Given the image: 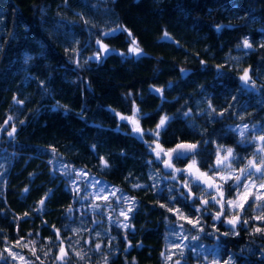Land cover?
Instances as JSON below:
<instances>
[{"label":"trees","instance_id":"16d2710c","mask_svg":"<svg viewBox=\"0 0 264 264\" xmlns=\"http://www.w3.org/2000/svg\"><path fill=\"white\" fill-rule=\"evenodd\" d=\"M2 127L15 132L0 141V264H21L7 248L32 264H60L61 248L66 264H165L174 213L203 244L179 264H264V211L225 230L146 145L156 131L164 150L195 143L204 173L228 148L232 170L247 162L264 136V0H0ZM69 166L134 200L126 229L115 199L80 202Z\"/></svg>","mask_w":264,"mask_h":264},{"label":"rangeland","instance_id":"374dc122","mask_svg":"<svg viewBox=\"0 0 264 264\" xmlns=\"http://www.w3.org/2000/svg\"><path fill=\"white\" fill-rule=\"evenodd\" d=\"M134 47L138 46L134 40H131L128 55L137 57L141 54V51L139 54L130 51V49ZM92 59L98 60L97 55H93ZM123 119L128 122L129 128L135 132L137 137L143 140L140 130H134L136 128L139 129L135 116ZM13 129V127H9L8 130H6V127L0 128V138L2 134L4 135V133L6 136L4 139H0V141H6L7 139L12 138L15 132ZM10 132L12 133L11 136L9 135ZM156 133L157 131L154 134L155 140H152L150 143H146V145L152 153L154 159L161 164L163 169L166 150L162 149L158 144L159 134L157 135ZM261 148L262 141H259L258 146L255 148L253 147L251 157H249L246 160L247 162L238 170H232L233 155L227 160H223V157L227 155V151H225L224 155H220L221 163L219 165H217L216 159L211 173L200 172L196 167L195 160L193 159H187L186 164L182 168L174 167L171 162L170 164L172 166L168 167V170L165 172L171 173V176L168 179H172L177 183V186L181 191L179 193L184 199L187 198L183 195V191L192 192V196L194 198L192 201L197 202V204L193 205V203H191L199 214H209L212 222H220L225 226V230L235 231L240 224L243 225L242 218L245 215L246 209L250 208L252 211H249L253 212L257 219H260V215L262 211H264V187H261L264 182L258 181L261 173L257 172L255 167H249L243 173L241 172L242 169H246L250 160L254 161L256 166L261 167L260 161L264 159V151H259ZM158 153L159 158L157 157ZM189 165H192V167H189ZM64 174L69 176L70 182L73 185L72 188H77L78 191L82 193L80 196L81 203L85 202L84 200L91 202V199L96 200L97 198H103L106 200L104 201L106 205L111 206L108 200L111 198L112 200L115 199L114 205L111 206L113 208H109L110 212L113 213L114 211L116 217L120 218L119 222L121 223V229L127 228L126 220L135 207L134 200L129 199V197H126L123 193H119L118 187L111 184L108 186L106 185V181H99L84 170L74 169L69 166ZM180 174H182L181 180L178 179ZM236 177H240L239 181ZM229 180L230 184L233 186L231 196H233L234 192L235 195L233 197L235 198H228L225 193L224 183ZM245 196H247L246 200L244 199ZM204 201H207V203H204ZM229 201H232L233 203L229 204ZM240 205H243V207H240ZM121 213L124 214L122 215ZM105 214L107 215V213ZM174 214L176 216V220L170 221L167 246L164 251L165 264H177V262H181L182 257L188 249L191 250L193 255H196V253L201 249V246H203V244H201L199 247L197 238H193L198 236V233L196 235L191 234L194 233L193 228L196 229L197 223L194 227L192 223L188 222L190 219L188 220L183 217L180 218L177 213ZM192 219H194V217ZM195 220L196 219L193 221L194 223L196 222ZM230 220L236 221L235 226L229 223ZM213 242L215 241L213 240ZM192 246H194V248ZM7 251L14 258L16 263L18 261L21 264H32L22 255L21 251L20 254L16 251L10 250V248H7ZM60 257L62 258L58 257L57 261L60 264H66L68 259L67 255L62 254ZM38 258L39 259H34L33 264L44 263L40 257ZM202 258H197V261L194 264H208V262L205 263ZM6 260L8 261V258Z\"/></svg>","mask_w":264,"mask_h":264},{"label":"snow or ice","instance_id":"6c2138e0","mask_svg":"<svg viewBox=\"0 0 264 264\" xmlns=\"http://www.w3.org/2000/svg\"><path fill=\"white\" fill-rule=\"evenodd\" d=\"M98 43H99V41H98ZM244 46H245V47H251V45L248 43L247 40L244 41ZM130 51L135 52V53H137V54H139V52H140V50H139L138 47L131 48ZM241 79H242L243 81H245V83H248V79H249V78H248V74H247V72H245V74L241 77ZM157 91H160V90L157 89ZM185 115H187V113H186ZM166 120H167V117H163V118H161L159 124L157 125V130H158L159 128H161V127L164 126ZM134 130H135V131H139L138 128H136V129H134ZM13 131H14V129H13ZM156 134H157V135L159 134L158 131H157ZM9 135L11 136L12 133L10 132ZM259 139H260L261 141H264V136L259 137ZM196 147H197V145H195V144H187V145L181 144V145H178V146H177L178 149H186V150H188V151H194V150L196 149ZM172 151H173V152H176L177 150H176V149H173ZM226 151H227V155L223 157V160H227L229 157H232V155H233V150H232L231 148H228ZM259 151H264V148L259 149ZM181 155H182V153H179V152H178V153H177V159H179V158L181 157ZM157 157L159 158V153L157 154ZM165 163H166V166H167V167H171V166H172V165H171L170 163H168L167 161H166ZM220 163H221V157H220L219 154H218V156H217V165H219ZM260 164H261V165H264V159H262V160L260 161ZM189 167H192V165H189ZM249 167H255L257 172L264 171V169H262L261 167L256 166V165L254 164V161H251V160H250V161L248 162V165L246 166V169H242L241 172L243 173V172L246 171L247 168H249ZM177 171H179V170H177ZM250 175H251V173H250ZM236 179L239 181L240 177H236ZM261 187H264V184H262ZM25 191H27V190H25ZM244 199L246 200V199H247V196H245ZM40 203L43 204L44 201L41 200ZM204 203H207V201H204ZM228 203H229V204H232L233 202H232V201H229ZM162 206H163V205H162ZM240 207H243V205H240ZM169 211H172V209H169ZM121 214L123 215L124 213H121ZM217 218H218V217H217ZM188 222H189V223H192L193 226L195 227V226H196V223H198V220H197L195 223H194L192 220H189ZM229 223L232 224L233 226H235L236 221H235V220H230ZM245 223H246V221H245ZM201 230H202V229H201ZM256 231L259 232V231H261V229L257 228ZM193 238L196 239V237H193ZM96 248L99 249V248H100V245L97 244V245H96ZM60 252H61L62 254H66V253H65V250H64L63 248L60 249ZM59 258H62V257H59ZM177 264H179V262H177Z\"/></svg>","mask_w":264,"mask_h":264},{"label":"water","instance_id":"95a60500","mask_svg":"<svg viewBox=\"0 0 264 264\" xmlns=\"http://www.w3.org/2000/svg\"><path fill=\"white\" fill-rule=\"evenodd\" d=\"M181 144L187 145V144H189V143H188V142H185V141L178 142V143H176L171 149H169V150L167 151V153H166V155H165V161H164V167H165V168H167L165 162L167 161L168 163H170V160H171L172 158H177V153H178V152H179V153H182V155H181V157L179 158V160H184V159H186L187 157H189L190 155H193L194 153H196L198 147H196V149H195L194 151H188V150H186V149H178L177 146H178V145H181ZM195 145H197V144H195ZM173 149H176L177 151H176V152H173V151H172Z\"/></svg>","mask_w":264,"mask_h":264}]
</instances>
